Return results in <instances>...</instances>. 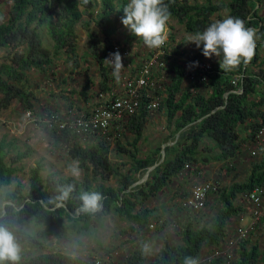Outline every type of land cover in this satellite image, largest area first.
<instances>
[{"label":"trees","instance_id":"1","mask_svg":"<svg viewBox=\"0 0 264 264\" xmlns=\"http://www.w3.org/2000/svg\"><path fill=\"white\" fill-rule=\"evenodd\" d=\"M0 1L7 5V12L0 8V49L5 51L0 61L1 107H10L17 99L24 108H31L34 92L28 85L29 71L38 69L47 73L62 52L74 56L78 64L77 26L84 15L94 20L98 27V30L88 28V36L89 54L95 59L101 75L99 86L102 92L111 90L114 68L106 59L114 45L113 35L123 25L122 8L127 0ZM263 2L163 0L170 13L169 18H176L190 32L202 31L209 23L223 18L222 13L226 11V16L239 17L246 26L255 29L258 39L255 40L254 54L247 63L241 62L230 70H222L219 64L214 65L215 72L207 73L204 80H190L188 66L170 55H178L175 53L178 50H168L164 42V48L171 52L165 59L173 74L170 82L158 89L156 94L160 100L158 109L166 116L169 133L164 137L163 146H156L146 156H138V143L143 138L152 112L148 108L155 97L151 87L142 90L138 111L124 124L133 135L132 150L126 148L120 137L111 132H102V138L90 143L67 129L60 131L56 125L48 127L55 141H61L63 137L73 140L68 146L67 155L81 168L82 178L62 176L57 172L45 175L44 164L39 162L30 169L28 191L25 192L21 180L14 188H7L21 170L20 164L31 157L35 149L32 146L16 149L6 137L0 139V223L12 228L19 246L27 248L25 256L19 255V260L6 261L5 264H98V259H86L58 250L39 251L36 254L31 250L43 247L37 233L46 236L51 229H55L58 237H62L67 231H90L95 226H103L105 216L110 214L129 222L133 229H143L151 225V217L156 211L144 203L181 175L187 165L199 162L207 164L212 160L227 161L244 151L243 142H256L260 129L264 127V57L259 49L264 41ZM44 31L53 41L52 47L45 44ZM199 55L204 56L201 48ZM197 58L200 57L197 55ZM154 72L153 77L157 78L155 75L160 74L161 70ZM237 74L244 75L238 82L243 88L242 92H237L239 86L232 83ZM89 82L84 86L85 93ZM110 137L117 140L119 152H128L132 157L131 168L126 172L121 170V164L116 165L111 159ZM205 139H211L212 143L204 145ZM162 150L165 157L160 162ZM209 151L215 152L211 155ZM145 174L146 179L138 182L140 176ZM111 177L118 179L117 186L106 183ZM68 186H71V190L67 197L61 198L62 189ZM258 186L264 187V148L258 160L253 161L244 180L233 181L213 192L219 202L215 211L198 216L203 209L194 210L184 205L195 215L177 230L179 242L165 240L151 260L147 259L145 247L134 246L122 261L105 264H181L184 256L198 259L206 247L212 253L207 264H264V244L253 241L249 235L237 241L231 257L224 251L214 255L216 250H223L224 242H228L232 218L244 211L237 203L239 195L250 194ZM82 192L100 193L97 211H78ZM28 221L43 229L37 233L30 232L26 227ZM166 225L165 220L159 229ZM121 232H126V228Z\"/></svg>","mask_w":264,"mask_h":264},{"label":"rangeland","instance_id":"2","mask_svg":"<svg viewBox=\"0 0 264 264\" xmlns=\"http://www.w3.org/2000/svg\"><path fill=\"white\" fill-rule=\"evenodd\" d=\"M206 1V0H201ZM226 1V0H214ZM228 1V0H227ZM0 8L7 12V5L0 1ZM261 13L264 14V2L261 5ZM225 17L227 12L224 11ZM216 17V16H215ZM2 19L0 18V22ZM90 21L89 25L86 23ZM167 23V37L166 44L170 51L180 54L184 58H197V55L205 61L211 62L213 65H218V57L215 55L210 57L200 56V48L196 47L193 42H186V38L190 34H194L187 30L185 24L179 22L176 18H169ZM78 40H77V59L70 56L66 52H62L55 58L53 65L47 73H43L38 69L29 71L30 82L28 85L34 92L33 106L31 108H24L22 103L15 99L8 108H3L0 105V139L6 137L12 141L16 149H25L27 146H32L35 149L33 155L26 158L20 166L17 177L13 183L7 188H14L18 180H21L25 186V192L29 189L30 184V169L36 166L39 162L44 164L43 173L46 175L50 172H57L62 176L72 175L70 166L75 165L78 169L77 178H82L83 173L77 163L70 159L67 155L69 144L73 140L63 137L61 141H55L51 136L47 125L43 122L46 118H55L57 120H65L73 118L74 116H81L84 114L85 107L83 102L87 97L92 100V106L105 101L108 92H102L99 86L101 79L98 65L89 54V36L88 28L98 30L96 22L84 15L82 21L78 24ZM44 42L48 47H52L53 41L46 33L43 32ZM103 37V36H101ZM258 37H255L257 40ZM114 43L126 44L131 48L132 56L135 59L134 63L128 62L124 68L118 71L115 76L121 77V81L125 80L130 74L135 71L134 68L140 66L146 57H148L154 48H148L139 37L132 35L124 25L119 26L113 35ZM102 49V46H100ZM261 56L264 57V41L259 45ZM5 51L0 49V61L4 58ZM187 66H191L188 62H184ZM173 72L169 68L162 69L160 74H156L154 78L156 83L152 87V94L157 97V90L164 88L170 82ZM89 82L87 92L84 91V86ZM206 91V88H203ZM74 90V91H73ZM116 95H118L116 93ZM1 97V96H0ZM91 97V98H89ZM91 106V107H92ZM90 107V108H91ZM93 109V108H92ZM91 109V110H92ZM31 110L35 119L29 118L26 112ZM86 113V112H85ZM125 122H114L106 132H111L114 136L118 135L121 142L126 148L132 150L133 146L131 135L125 128ZM167 120L163 111L154 109L149 116L148 122L144 129L143 138L138 143V156H146L156 146H160L164 137L169 133L166 128ZM104 133L91 134L83 140L87 142H95L102 138ZM112 135V136H113ZM111 142L110 156L112 161L117 165L121 164V170L126 172L131 168L132 157L128 152H119L117 148V140L109 138ZM212 143L211 139H205L203 143ZM13 145V146H14ZM163 146V144H162ZM243 152L227 161L212 160L209 163H198L191 165L189 172L184 171L183 178H175L169 185L159 192L157 195L150 197L145 203V206L154 208L156 211L151 217L153 226L148 225L143 229L131 228V224L126 222L116 214L105 216L103 226H95L90 231L73 232L67 231L62 237H58L56 230L51 229L46 236L38 234L40 228L32 221L26 223V227L30 232L37 233L43 242V247L33 248L31 251L36 254L39 251H62L71 253L73 255H80L84 258L92 260H100L98 264H105L106 262H120L124 256L133 249L134 246L145 247L147 249V259L151 260L157 252L161 244L168 240L172 243L179 242L177 230L189 218L195 215L186 209L183 202L191 191V186L200 180L215 181L219 187L228 185L236 180H244L251 170L252 163L262 154L263 148H258L256 142H243ZM253 150H257L253 154ZM215 151H209V154H214ZM73 176V175H72ZM139 176V174L137 175ZM147 175L140 176L138 182L145 180ZM198 180V181H197ZM107 184L118 185V179L111 177L106 180ZM6 189V188H5ZM264 199V193H263ZM244 211L242 214L236 216L232 221L230 227L231 233L229 238H235L237 229L240 226H245L254 218L252 212L254 205L246 195H239L237 199ZM264 205V202H263ZM219 207L216 194L211 193L203 210H200L198 216L204 212L215 211ZM243 215V216H242ZM167 221V225L162 226L163 221ZM135 226V225H134ZM126 228V232L121 230ZM253 241L264 244V213L258 221L256 227L250 231L249 236ZM228 242L222 245L223 250L227 249ZM20 247V254L22 257L27 253V248ZM234 248L231 250L233 251ZM212 253L210 248L203 249L202 254L198 258V264H207L211 258Z\"/></svg>","mask_w":264,"mask_h":264},{"label":"built area","instance_id":"3","mask_svg":"<svg viewBox=\"0 0 264 264\" xmlns=\"http://www.w3.org/2000/svg\"><path fill=\"white\" fill-rule=\"evenodd\" d=\"M114 51H119L121 54L122 66L119 70L124 68V65L128 62L134 63L135 59L132 56V50L129 46L122 43H114L110 53L107 56V62L112 65L108 60L111 59L110 54ZM171 52L164 48V43L159 48H154L152 53L146 57L140 66L134 68L132 74L124 81V92L118 95L110 94L106 97L105 101L93 107V109L84 113L81 116H74L70 119L57 120L55 118H46L43 122L47 127H53L54 125L61 130L67 129L69 132L85 138L91 134L102 133L108 130L114 122H126L133 114H135L141 103V93L144 88H152L155 86V79L153 77L154 71L157 69L162 70L168 65V61L165 59L167 54ZM172 57L177 58L179 61L188 62L191 66H188V77L190 80H196L197 78L204 80L207 78V73L215 72L214 65L205 61L202 58H184L180 54H170ZM171 60V57H170ZM197 62L193 64L192 62ZM118 70V71H119ZM243 74H237L232 80V83L239 86L240 79L243 78ZM237 92H242L243 88L239 86L236 89ZM159 97H154L148 108L150 111L159 107ZM29 118L35 119V116L31 110L26 112ZM256 146L258 148H264V127H262L256 138ZM257 150H253V154H256ZM191 166L187 165V169ZM198 181V180H197ZM218 184L212 180H200L192 186L189 196L184 200L183 204L194 210H200L205 208L206 202L211 193L215 192L218 188ZM264 187H256L250 194L246 196L253 203L254 208L252 210L254 218L248 222L245 226H240L237 229L236 237L228 239V246L225 250H216L214 255L222 253L224 251L228 256H232L231 251L238 240L245 238L249 235L250 231L256 227L258 221L261 219L264 213V199H263ZM151 226L153 224L151 223Z\"/></svg>","mask_w":264,"mask_h":264},{"label":"clouds","instance_id":"4","mask_svg":"<svg viewBox=\"0 0 264 264\" xmlns=\"http://www.w3.org/2000/svg\"><path fill=\"white\" fill-rule=\"evenodd\" d=\"M121 23L135 37H139L148 48H159L167 37L169 11L163 0H127L123 6ZM186 42H193L201 48L205 57H218L222 70L235 68L241 62L247 63L254 54L255 29L245 25L239 17L225 16L209 23L202 31L190 34ZM108 59L114 74L121 68V54L114 51ZM193 64L197 62L193 61ZM73 176L79 172L75 165L70 166ZM71 186L62 189L61 198H66ZM79 212L92 213L99 209L101 195L98 192H82ZM147 247V246H145ZM20 247L14 230L0 223V264L19 260ZM181 264H198L195 256H184Z\"/></svg>","mask_w":264,"mask_h":264},{"label":"crops","instance_id":"5","mask_svg":"<svg viewBox=\"0 0 264 264\" xmlns=\"http://www.w3.org/2000/svg\"><path fill=\"white\" fill-rule=\"evenodd\" d=\"M122 77V76H121ZM121 77H118V76H115L114 74V77L110 83V87H111V90L108 92L109 93H112V94H121L124 92V81H121ZM91 98V97H89ZM93 102L92 100H89L87 97L85 98L84 102H83V106L85 107L86 110H84L83 112L85 113H88L91 111V109L94 107L92 106ZM92 106V107H91ZM96 106V105H95ZM91 107V108H90ZM184 171H188L189 172V169H186ZM187 172V173H188ZM185 174H181L179 175V177L177 179H181L184 177ZM175 180V178L173 179ZM191 189H192V186H191ZM191 192V191H190ZM190 194V193H189ZM189 196V195H188ZM242 214V213H241ZM243 216V215H242ZM236 217H233L232 220L230 221L229 223V232H231L232 230H230V227L232 226V221L235 219Z\"/></svg>","mask_w":264,"mask_h":264},{"label":"water","instance_id":"6","mask_svg":"<svg viewBox=\"0 0 264 264\" xmlns=\"http://www.w3.org/2000/svg\"><path fill=\"white\" fill-rule=\"evenodd\" d=\"M164 157H165V153H164V150H162V157H161L160 162L164 160ZM157 164H158V163H157ZM157 164L151 166L149 169L151 170V169L154 168ZM147 174H148V172H147Z\"/></svg>","mask_w":264,"mask_h":264}]
</instances>
